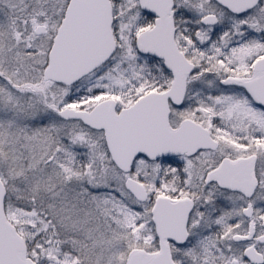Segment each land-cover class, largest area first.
Wrapping results in <instances>:
<instances>
[{
	"label": "snow or ice",
	"instance_id": "snow-or-ice-1",
	"mask_svg": "<svg viewBox=\"0 0 264 264\" xmlns=\"http://www.w3.org/2000/svg\"><path fill=\"white\" fill-rule=\"evenodd\" d=\"M0 264H264V0H0Z\"/></svg>",
	"mask_w": 264,
	"mask_h": 264
}]
</instances>
